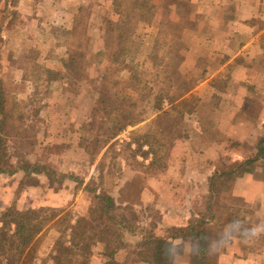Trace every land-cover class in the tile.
I'll return each instance as SVG.
<instances>
[{"label":"rangeland","instance_id":"374dc122","mask_svg":"<svg viewBox=\"0 0 264 264\" xmlns=\"http://www.w3.org/2000/svg\"><path fill=\"white\" fill-rule=\"evenodd\" d=\"M172 1L157 0L153 16L132 29L130 56L116 62L120 9L114 0H0V44H6L7 62L22 69L23 76L20 78V73L11 69L6 79L43 81L28 99L17 95L21 91L7 93L10 103L20 105L26 114L25 126L7 128L12 161L16 164L28 160L44 167L45 172L28 174L26 182L39 183L38 175L43 176L44 193L55 195L52 205H57L35 202L37 205L28 210L30 216L46 220L45 231L36 237L29 255L32 264H40L38 259L46 257L51 258L46 264H91L93 255H105V251L110 264H123L125 254L155 264L150 263L152 248L146 243L152 239L150 220L145 221L149 225L144 229L134 227L143 215L154 221L158 214L149 208L148 214H139L134 206L118 205L117 197L109 192L116 191L117 195L119 181L126 172H163L174 158L176 142L191 137L196 124L190 114L200 93L194 89L199 79L215 69L199 65L209 51L200 55L197 50L189 54L183 50L198 47L195 45L201 33L205 37L200 44L208 45L207 32L219 29V25L206 17L225 12L227 19L218 23L230 29V18L236 10L230 7V1L241 2L176 0V6H172ZM79 8L84 11L78 12ZM6 34L8 40L4 43ZM1 77L0 72V79H5ZM51 79H63V83L50 85L47 81ZM52 103H56V114L65 116L51 122L48 107ZM84 110L88 111L87 118L82 115ZM130 119L138 123L127 125ZM227 179L220 180L223 188ZM82 191L86 194L78 199ZM102 195L113 197L115 207L110 211H103L104 201L97 198ZM79 219L82 225L75 241L87 244L84 247L72 242L70 225H76ZM121 220L127 221L129 231L131 227L137 231L134 237L120 230ZM3 227L15 229L8 221ZM207 227L212 229L214 225ZM189 232L177 230L174 234L186 237ZM170 242L173 256L168 264L185 252L193 262L198 241ZM214 244L216 241L206 253L209 264ZM120 248L114 261L115 251Z\"/></svg>","mask_w":264,"mask_h":264},{"label":"crops","instance_id":"0c3cea01","mask_svg":"<svg viewBox=\"0 0 264 264\" xmlns=\"http://www.w3.org/2000/svg\"><path fill=\"white\" fill-rule=\"evenodd\" d=\"M230 2V7L236 9L232 12L230 24L226 23L231 28L226 30L223 22L218 23L227 19L225 12L224 15L206 17L214 25H219V29L207 32L210 34L208 45L200 44L201 38L205 37L201 33L199 43L195 45L198 47L183 50L184 54L197 50L200 55L209 51V56L201 59L199 65L215 69L213 74L199 79L194 89L200 93L198 104L190 114L196 124L191 137L176 142L174 158L163 172L146 173L136 169L132 175L126 172L119 181L117 195L116 191L109 194L117 197L118 205L134 206L139 214H148L149 210L158 214L154 221L143 215L137 221L138 226L134 227L144 229V225H149L145 224L149 219L152 238L192 241L190 236H177L174 231L182 233L203 220L207 225H214L211 241L216 244L208 255L211 264H264V154L260 153L264 150V11L261 10L264 5L260 6L261 0ZM175 3L178 1L173 0L170 4L176 6ZM4 38L6 43L8 35ZM2 43L0 72L5 79L0 81L4 92L21 91L17 95L23 100L32 97L35 87L43 81L6 79V72L11 69L18 71L20 78L23 76L22 69L7 62L9 54L6 44ZM25 48L30 50L27 45ZM59 59L62 61V56ZM49 81L50 85L63 83V79ZM48 109L51 122L55 117L65 116V113L56 114V103L49 105ZM87 112H82L86 118ZM47 128L50 129V124ZM253 157L257 159L252 170L227 179L224 188L218 190L217 182L223 173ZM26 177L23 172L12 175L0 172V219L12 208L28 211L37 205L35 202L57 206L52 205L55 195L44 193L43 176L38 175L41 178L39 183L26 182ZM84 193L86 191L77 194L78 199ZM3 223L0 220V227ZM118 224L120 230L130 232L132 237L137 233L133 232V227L130 228L132 231L128 230L126 220ZM121 251L122 248L115 251L114 257ZM95 256L91 264H110L106 251L105 255ZM50 259L38 260L40 264H46ZM117 259L115 257L114 261ZM121 260L123 264H149L145 259L129 258L126 254ZM170 264H190L189 253L177 254Z\"/></svg>","mask_w":264,"mask_h":264},{"label":"trees","instance_id":"16d2710c","mask_svg":"<svg viewBox=\"0 0 264 264\" xmlns=\"http://www.w3.org/2000/svg\"><path fill=\"white\" fill-rule=\"evenodd\" d=\"M11 3V0H9ZM114 5L120 9V18L117 23V45L119 46L116 54L114 53V60L116 62L120 60H126L130 56V50H128V44L132 41L130 38L132 35V29L134 26L141 22L146 21L156 12L158 8L157 0H114ZM84 9L79 8L78 12H83ZM9 21V20H8ZM6 22L2 29H5ZM1 33V32H0ZM75 60V57H71ZM69 64V63H68ZM67 64V65H68ZM52 73V70H49ZM138 86V85H137ZM103 102H101L102 104ZM0 172L7 174H16L23 172L26 176L28 174H39L44 171V167H36L32 162L26 160L21 163H13L14 155L10 153L9 139L7 128L17 127L22 128L25 126L26 114L18 104H11L9 96L4 92L2 82L0 81ZM138 122L129 120L127 125H136ZM21 134V133H19ZM261 154H264V150H260ZM256 157L250 158L244 163L237 166L235 169L223 173L222 177L218 179V190H222L223 182L220 180L228 177L233 178L241 175L248 170L253 169V162L256 161ZM102 199L104 204L102 206L103 211H110L114 208V199L110 195L97 196ZM29 211H21L16 208H12L1 217V221H8L15 226L14 230H7L6 227H0V264H32L29 259V255L34 249V240L43 231L46 220L40 218H34L30 216ZM82 221L77 220V224L70 225L72 242L77 246H86L85 243L80 245L82 241H75L77 230L81 227ZM202 220L197 225L189 228L192 241H198L199 248L197 254L193 256V262L190 264H209L206 259V253L211 248V241L214 238L213 230ZM76 233V234H75ZM84 233V229H83ZM151 245V257L155 264H168L169 260L173 256V243L163 238H152L146 241ZM73 244V246H75ZM73 248V247H72ZM207 260V261H206Z\"/></svg>","mask_w":264,"mask_h":264}]
</instances>
